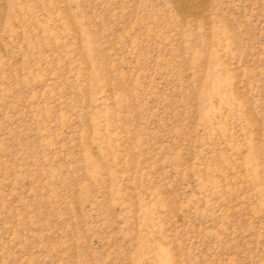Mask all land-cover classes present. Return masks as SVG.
<instances>
[{
	"label": "rangeland",
	"instance_id": "1",
	"mask_svg": "<svg viewBox=\"0 0 264 264\" xmlns=\"http://www.w3.org/2000/svg\"><path fill=\"white\" fill-rule=\"evenodd\" d=\"M0 264H264V0H0Z\"/></svg>",
	"mask_w": 264,
	"mask_h": 264
}]
</instances>
